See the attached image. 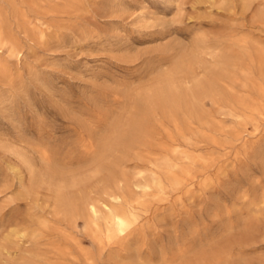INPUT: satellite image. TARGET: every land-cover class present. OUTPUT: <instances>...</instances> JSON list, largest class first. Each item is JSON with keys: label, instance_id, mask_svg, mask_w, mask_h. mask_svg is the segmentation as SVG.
<instances>
[{"label": "rangeland", "instance_id": "1", "mask_svg": "<svg viewBox=\"0 0 264 264\" xmlns=\"http://www.w3.org/2000/svg\"><path fill=\"white\" fill-rule=\"evenodd\" d=\"M245 263L264 0H0V264Z\"/></svg>", "mask_w": 264, "mask_h": 264}, {"label": "bare ground", "instance_id": "2", "mask_svg": "<svg viewBox=\"0 0 264 264\" xmlns=\"http://www.w3.org/2000/svg\"><path fill=\"white\" fill-rule=\"evenodd\" d=\"M26 163V162H25ZM93 211V210H92ZM93 213V212H92ZM246 264V263H245ZM249 264V263H248Z\"/></svg>", "mask_w": 264, "mask_h": 264}]
</instances>
